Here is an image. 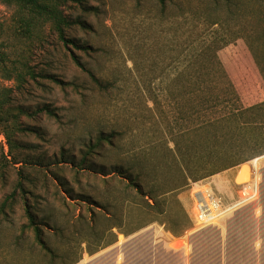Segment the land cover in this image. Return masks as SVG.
Instances as JSON below:
<instances>
[{
	"label": "rangeland",
	"instance_id": "obj_1",
	"mask_svg": "<svg viewBox=\"0 0 264 264\" xmlns=\"http://www.w3.org/2000/svg\"><path fill=\"white\" fill-rule=\"evenodd\" d=\"M58 8L69 21L79 20L87 26L86 30L73 26L66 31L87 52L64 47L49 24L24 33L15 6L0 1V51L6 54L4 69L12 73L11 80H6L0 71V87L12 91L10 108L18 116L17 126L33 130L13 134L27 148L14 150L17 164L4 162L0 153V204L13 191L18 171L37 181L39 217L48 221L43 227L45 240L60 253L73 249L67 264H196L198 253H211V239L243 235L244 223L258 222L264 206V154L179 192L176 201L190 222L179 236L137 214V199L125 200L105 214L97 203L108 196L122 200L118 183L106 193L100 176L76 178L61 161L70 156L78 159L100 131H127L115 143L124 144L130 155L143 144L168 142L166 119L176 117L178 107L171 97H181L171 85H177L178 74L189 72L194 62L209 69L217 65L214 73L201 78L212 80L224 100L209 110L210 117H219L234 106L263 103L264 74L259 66H264V0H166L164 14L156 0H59ZM72 55L96 77L110 81L112 88L98 91L74 64ZM13 71L24 76L23 82L15 79ZM230 85L237 96L226 92ZM0 149L5 155L1 133ZM105 151L94 159L96 165L117 160L115 149ZM55 162L62 167L47 171L45 165ZM56 176L72 190L73 197L61 191ZM43 179L48 181L46 189ZM246 183H251L254 196L238 204ZM207 186L227 211L214 225L196 228L194 193ZM183 195L186 205L180 200ZM84 196L94 202L87 205ZM173 202L169 216L181 220ZM5 213L0 216V264H51L31 232L20 237L26 224L21 204L17 202ZM118 236H125L124 240L118 242Z\"/></svg>",
	"mask_w": 264,
	"mask_h": 264
},
{
	"label": "trees",
	"instance_id": "obj_2",
	"mask_svg": "<svg viewBox=\"0 0 264 264\" xmlns=\"http://www.w3.org/2000/svg\"><path fill=\"white\" fill-rule=\"evenodd\" d=\"M3 4L14 5L18 15L17 23L24 33H31L34 29L44 24H49L58 40L67 48L72 46L78 50L87 52V47L75 43L67 37L66 31L73 26L84 30L87 26L79 20L69 21L59 10V0H0ZM68 1V0H63ZM162 14L166 11V0H156ZM264 40V35L261 37ZM74 64L87 74L95 88L100 92H107L112 88V83L96 77L93 72L86 69L75 55L71 56ZM6 54L0 51V71L5 73L6 80H11V71L4 69ZM219 64V63H218ZM216 66L211 69L198 67L191 64L187 70L178 74V82L171 87L179 91L177 99L171 97L177 107L176 117L167 120L168 142L150 143L140 146V149L130 155L123 144L117 146L116 139L126 137L127 131H100L94 139L88 141L86 149L80 157L70 156L69 159H62L61 164L69 165L75 177L83 174L100 176L105 185L106 193L110 192L115 183L120 186L122 200H112L102 197L99 208L105 213L122 205L125 200L137 199L139 202L138 213L148 219V223H158L165 226V230L173 236H179L189 229L190 222L180 203L176 201L177 194L185 190L192 183L208 179L218 173L237 167L253 158L264 154V102L250 107H231L229 112L219 117H210L209 112L214 105L224 100L219 98L216 92V85L212 80H201L214 73ZM259 70L264 74V66ZM15 79L23 82L24 76L16 71ZM186 72L187 77H186ZM30 77L32 75L27 73ZM264 80V76L261 74ZM55 84L61 85L57 79H52ZM227 93L237 96L233 87L227 86ZM231 90V91H230ZM11 89L0 87V133L5 138L7 147L4 155L0 149L2 160L6 163H16L14 150L27 149L13 139V134L31 132L17 126L18 116L13 114L10 108L12 102ZM173 92H170V95ZM204 97L199 98L200 95ZM185 97H188L185 98ZM178 102V103H176ZM188 107L185 109V103ZM157 103V102H155ZM44 111L51 117L54 114L45 108ZM200 112H202L200 114ZM138 136H141L139 133ZM162 138V136L160 137ZM116 150L117 160L107 165H96L94 159L100 157L105 150ZM64 154H61L63 158ZM7 158L11 160L8 161ZM65 160V161H64ZM11 163V164H12ZM53 165L52 168L49 167ZM45 165L47 171L54 167L59 169L62 166L55 162ZM3 167L0 164V178L3 177ZM19 180L13 191L4 198L0 204V216H4L6 209H12L19 202L22 206L26 224L22 227L20 237L25 236L29 231L33 235L35 245L45 257H48L51 264H67L73 254L72 248L63 252L53 250L45 240L43 227L48 221L39 217L40 197L36 194L37 181L29 179L23 172L18 171ZM42 184L46 189L48 181L43 179ZM55 182L60 186L61 191L68 198L73 197L72 190L68 189L61 177L56 176ZM54 181L52 182V184ZM86 204L94 202L88 196ZM174 201V202H173ZM173 202L182 214L181 220L176 216H169V203ZM90 209V207L88 206ZM74 261L72 262V264Z\"/></svg>",
	"mask_w": 264,
	"mask_h": 264
},
{
	"label": "crops",
	"instance_id": "obj_3",
	"mask_svg": "<svg viewBox=\"0 0 264 264\" xmlns=\"http://www.w3.org/2000/svg\"><path fill=\"white\" fill-rule=\"evenodd\" d=\"M185 199L184 195L183 199L180 197L184 205H186ZM247 228L251 231L250 234L248 233L250 236L246 233ZM244 229L246 232L237 237L220 236L211 239V253H198L196 264H264V206L260 208L259 221H253L250 224L244 223ZM124 237L118 236L117 241H123ZM87 257L89 256L84 257L81 261L85 263L88 260Z\"/></svg>",
	"mask_w": 264,
	"mask_h": 264
},
{
	"label": "built area",
	"instance_id": "obj_4",
	"mask_svg": "<svg viewBox=\"0 0 264 264\" xmlns=\"http://www.w3.org/2000/svg\"><path fill=\"white\" fill-rule=\"evenodd\" d=\"M252 192L253 188L251 183L244 184L239 193L240 200L238 204L245 203L252 199L254 196ZM192 210L196 223L195 227L199 228L214 225V221L225 213L226 208L222 206L211 187L207 186L205 190H200L194 193Z\"/></svg>",
	"mask_w": 264,
	"mask_h": 264
}]
</instances>
